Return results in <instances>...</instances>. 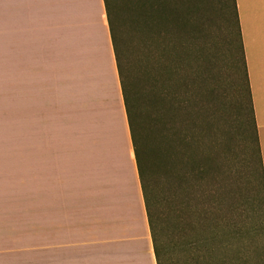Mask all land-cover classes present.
Listing matches in <instances>:
<instances>
[{"label": "rangeland", "instance_id": "1", "mask_svg": "<svg viewBox=\"0 0 264 264\" xmlns=\"http://www.w3.org/2000/svg\"><path fill=\"white\" fill-rule=\"evenodd\" d=\"M225 1L209 2L210 9L217 6L219 27L217 31L220 42L218 59L212 58L210 61L212 60L215 69L213 75L221 101L226 109H232L234 113L226 129L228 134L231 133L228 141L230 151L224 174H220L215 180L205 177V180L195 181L192 190V185L180 187L177 180L170 178L180 175L190 162L198 163V155L210 154L211 149L210 133L203 120L202 103L207 90L211 88L209 83L212 82L209 75H206L207 83L204 86L198 77L199 64L194 36L192 35V52L186 50L182 46L183 43L181 45L184 30H181V35L171 28L169 31L164 30L160 38H157L160 46L155 44L156 40L153 37H138L130 27L128 17L132 15L136 18L137 14H141V6L137 4L139 0H112L117 18L123 20L122 36L125 41L123 62L130 90L142 95L146 87L151 97L159 92L163 94L167 92L170 99H175L176 96L181 102L179 106L164 108L165 111L175 113L176 117L171 126L180 133V138L175 143L167 139L170 152L174 155L173 166L162 167L163 164L169 165L166 160L163 162L161 158L158 161L145 149V158L151 175L150 191L155 199L154 212L158 221L157 238L168 253L170 264H238V261L232 262L235 257L237 260L240 259V264H264L262 166L253 134V117L235 14L232 6L228 14L223 13L220 2ZM172 15L173 13H169L167 19L171 20ZM180 17L186 19L185 16ZM186 41L191 44L189 37H186ZM184 51L191 53V56L188 57ZM158 70L160 75L156 76ZM189 76L192 81L187 80ZM189 82H192V92H184ZM168 104L167 100V106ZM7 106L10 109L12 107L11 104ZM165 120L169 124V120L167 118ZM170 143L178 151L174 152ZM185 147L188 148L189 155L186 154ZM160 165L161 169L158 168ZM230 186H234L237 191L236 214L230 212L227 196ZM166 197L168 201L164 200ZM21 213L27 214L26 209ZM230 222H235L238 226L240 231L238 240H233L229 236ZM38 233L40 236L43 235V228L38 230ZM39 253L42 255L37 256V264H44L45 251Z\"/></svg>", "mask_w": 264, "mask_h": 264}, {"label": "clouds", "instance_id": "2", "mask_svg": "<svg viewBox=\"0 0 264 264\" xmlns=\"http://www.w3.org/2000/svg\"><path fill=\"white\" fill-rule=\"evenodd\" d=\"M5 14L18 6L2 3ZM14 38L16 56L0 63L12 118L0 117V232L8 207L20 249L48 218L65 210L107 212L116 198L89 60V27L78 0H29ZM16 258L4 264H20Z\"/></svg>", "mask_w": 264, "mask_h": 264}, {"label": "crops", "instance_id": "3", "mask_svg": "<svg viewBox=\"0 0 264 264\" xmlns=\"http://www.w3.org/2000/svg\"><path fill=\"white\" fill-rule=\"evenodd\" d=\"M3 2L18 7L5 14ZM28 3L0 0V63L17 54L14 38ZM78 4L89 27L87 55L97 86L91 111L105 129L116 198L112 210L103 213L55 214L53 209L43 235L33 233L30 247L24 250L14 224L22 210L9 204L7 232H0V264L20 257L31 258L20 264H37L43 251L44 264H156L104 2L78 0ZM235 6L264 181V0H235ZM14 112L10 96L0 87V117L10 119ZM26 211L31 215V209Z\"/></svg>", "mask_w": 264, "mask_h": 264}, {"label": "trees", "instance_id": "4", "mask_svg": "<svg viewBox=\"0 0 264 264\" xmlns=\"http://www.w3.org/2000/svg\"><path fill=\"white\" fill-rule=\"evenodd\" d=\"M210 1L213 0H139L137 4L141 6V14H137V17H140L134 18L132 15H130L131 17H128L130 20V27L132 28L134 34H137L138 37H153L156 40L155 44L159 46L160 44H158L157 38H160V35L164 30L169 31L171 28L173 31H177L179 35H181V30H184V40L181 42V45L183 43L182 46L186 50L192 52L193 35L197 46V61L199 64L198 77L203 81L204 86L207 83L206 75H209L210 82H212L209 83L211 84V88L207 90L202 103L204 108L203 120L206 123L207 129L210 133V154L201 153L198 155V163H195L194 161L190 162L184 167L185 169H183L180 175L177 174L178 176L176 175L170 178L171 180H177L180 187H191L192 185V190L194 187L193 182H198L201 179L205 180V177H210V179L215 180L218 178V176H220V174H224L223 172L227 161V155L230 151V145L228 141H230L231 135V133H227L226 129L228 123L234 117L232 109H226L224 107L221 97L217 92V85L213 75V71L215 69L212 66V60L210 61L212 58L218 59L220 55L218 47L220 42L217 31L219 29L218 12L216 11L217 6L215 5V8L210 9ZM226 1L220 2V5L222 11H224V14H228L227 12L231 6L233 14H235L238 42L241 49V59L244 67L246 88L248 91L247 75L243 60L242 44L239 36L235 0ZM103 2L125 105L126 118L132 141L134 158L141 183L142 196L147 214L156 264H170L171 259L168 257V253L165 251L164 247L160 244L157 238L156 231L158 221L154 212L155 199L150 191L151 175L149 174V166L146 162L145 154L147 150V152L158 159V161H160L161 158H163V162L166 160L169 165L166 166L165 164H161L162 167L173 166L175 162H172L174 155L170 152L167 139L172 142L174 141L175 143L176 140L180 138V133L179 130L175 131V129L171 126L173 119L176 117L175 113L169 112L167 110L165 111L164 108L169 106H179L181 102L176 96L175 99H170L167 95V92L164 94L159 92L158 94L151 97V94L148 93L146 87L142 92V95L135 92L134 90L132 91V89L130 90V84L125 74L123 62L125 43L122 36V31L124 29L122 26L123 20H120L121 18H117L112 0H103ZM210 10L213 11L209 13ZM192 12H194V16H192ZM169 13H173V18L171 20L167 19V15ZM180 15L185 16L186 19H180ZM186 37L190 38L191 44L186 41ZM184 52L188 57L191 56V53H188L187 51ZM151 74H153V72ZM159 75L160 73L158 70L156 76ZM190 79V76L187 77V80ZM184 92H192V82L186 84ZM248 95L250 111L252 114L249 91ZM167 100L170 104H168V106ZM165 118L169 120V124H167ZM192 125H194L193 119ZM252 125L258 158L260 160L259 145L255 131L254 119L252 120ZM171 148L174 152L178 151V149L175 148L173 144H171ZM185 148L186 154H188V148ZM159 163L160 162H158V164ZM161 165L158 168L161 169ZM262 184L264 188L263 172ZM230 188V190H227V196L229 198L231 208L230 212L232 214H236L237 191L235 190L234 186H230ZM164 200L168 201L167 197ZM228 226L230 227L229 236H231L233 240H238L240 231L236 223L230 222ZM239 260H237V257H235L232 262L235 263L238 261L237 263L240 264Z\"/></svg>", "mask_w": 264, "mask_h": 264}]
</instances>
